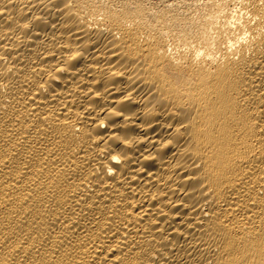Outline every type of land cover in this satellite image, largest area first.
I'll return each instance as SVG.
<instances>
[{
	"label": "bare ground",
	"instance_id": "6f19581e",
	"mask_svg": "<svg viewBox=\"0 0 264 264\" xmlns=\"http://www.w3.org/2000/svg\"><path fill=\"white\" fill-rule=\"evenodd\" d=\"M0 264H264V0H0Z\"/></svg>",
	"mask_w": 264,
	"mask_h": 264
},
{
	"label": "rangeland",
	"instance_id": "374dc122",
	"mask_svg": "<svg viewBox=\"0 0 264 264\" xmlns=\"http://www.w3.org/2000/svg\"><path fill=\"white\" fill-rule=\"evenodd\" d=\"M183 1H187V2H192V1H198L199 3H202L203 2V0H183Z\"/></svg>",
	"mask_w": 264,
	"mask_h": 264
}]
</instances>
